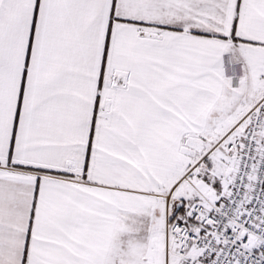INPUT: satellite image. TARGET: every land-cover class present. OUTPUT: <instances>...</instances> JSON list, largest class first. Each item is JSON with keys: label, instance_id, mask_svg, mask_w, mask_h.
Listing matches in <instances>:
<instances>
[{"label": "snow or ice", "instance_id": "1", "mask_svg": "<svg viewBox=\"0 0 264 264\" xmlns=\"http://www.w3.org/2000/svg\"><path fill=\"white\" fill-rule=\"evenodd\" d=\"M0 264H264V0H0Z\"/></svg>", "mask_w": 264, "mask_h": 264}]
</instances>
